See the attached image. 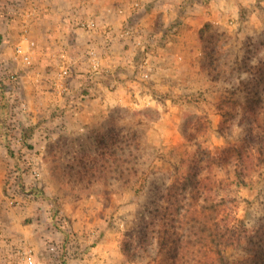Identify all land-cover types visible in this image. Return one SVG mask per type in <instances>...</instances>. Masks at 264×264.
Segmentation results:
<instances>
[{
  "label": "rangeland",
  "instance_id": "rangeland-1",
  "mask_svg": "<svg viewBox=\"0 0 264 264\" xmlns=\"http://www.w3.org/2000/svg\"><path fill=\"white\" fill-rule=\"evenodd\" d=\"M29 1L0 0V209L8 215L3 223L35 228V242L44 244L46 252L22 245L33 249L35 264L39 257L44 264H167L159 240L163 189L170 184L177 188V200L190 210L203 205V199H208L206 206L221 202L218 213L243 221L250 234L264 228V159L258 166L253 151L243 147L264 139L259 131L249 130L240 106L226 122L217 113L232 91L244 101L240 80L257 85L255 75L241 69V61L250 58L254 67L264 59V0L58 3L94 4L95 36L102 39L94 47L100 61L95 72L78 71L73 54L65 61L57 56V39L42 41L44 33L34 32L30 18L29 32L23 34ZM132 2L139 3L137 10L126 9ZM166 2L182 4L179 19L167 21L168 15L155 7ZM210 4L219 14L214 23L204 20ZM123 7L124 13L118 14ZM44 8L43 14L49 15L44 18L53 19L56 10L47 4ZM77 14L75 24L85 19ZM125 22L139 36L118 39ZM105 30L113 41L106 43ZM60 31L54 23L51 36ZM177 31L187 42L176 41V48L189 55L196 70L203 66L198 56L205 55L206 37L212 33L218 38V82L207 78L202 68L189 74L186 84L156 72L168 65L158 59ZM70 32L66 45L72 49ZM25 39L33 42L29 64L12 58L18 45L25 49ZM72 50L78 52L76 46ZM146 59L154 64L152 71L142 67ZM137 95L142 104L128 102ZM112 133L132 138L131 147H137L130 182L115 181L107 171H90L97 141ZM186 176L202 181L204 188L179 191L177 185ZM11 199L19 206H9Z\"/></svg>",
  "mask_w": 264,
  "mask_h": 264
},
{
  "label": "trees",
  "instance_id": "trees-1",
  "mask_svg": "<svg viewBox=\"0 0 264 264\" xmlns=\"http://www.w3.org/2000/svg\"><path fill=\"white\" fill-rule=\"evenodd\" d=\"M205 29H209L208 25ZM206 41L203 59L208 76L212 77L213 82H218L221 75L216 49L218 38L210 33ZM248 59L241 61L243 66L241 69H249L255 75L254 83L257 85L240 80L239 85L245 86L242 90L245 94L244 101L239 102L232 91L223 99L221 106L217 107V113L226 122L235 117L234 111L240 106L241 117L249 130L259 131L261 138L264 139V59H258L254 67L249 66ZM237 91L241 92V89ZM111 135V138L109 136L97 141L93 149V158L87 156L90 158L89 164L92 165L90 171L94 172L96 169L107 171L114 175L112 179L115 181L130 182V176L136 173L133 151H138L137 147H131L129 141H132V138L124 136L119 139V134ZM246 146L253 151L257 159L256 164L258 166L263 164L264 141L258 139L251 141L250 144L246 142L243 147ZM7 151L10 153L8 147ZM241 157L240 152L236 151L237 161H240ZM128 158L132 159V163ZM97 162L100 164L97 165ZM81 168L84 171L85 168L83 166ZM234 173L240 176L242 172L236 170ZM201 182L186 176L183 183L177 185L178 190L186 192L188 187H192L193 190L202 189L204 186ZM141 188L140 184L135 192L138 193ZM176 191L174 184H170L163 189L162 197L165 206L160 214L163 232L159 240L161 247L159 249L164 250L163 256L167 264H264V228L250 234L243 221L236 218L231 220L227 215L218 213L221 211V202H210V205L206 206L204 204L208 199H203V205L197 204L196 210H190L183 200H177ZM154 213H157V210Z\"/></svg>",
  "mask_w": 264,
  "mask_h": 264
},
{
  "label": "crops",
  "instance_id": "crops-1",
  "mask_svg": "<svg viewBox=\"0 0 264 264\" xmlns=\"http://www.w3.org/2000/svg\"><path fill=\"white\" fill-rule=\"evenodd\" d=\"M63 1L67 2L66 0H30V5L28 7L29 9L27 14H29L30 16L34 15L33 18L30 17V26L32 27L34 32L41 31L44 33L45 38L42 39V41L47 42V37L48 39H50L47 44L51 43L53 37L57 39V56L61 57L65 61L67 58H70L71 54H73L71 56L73 58V65L78 71L90 70L91 65L88 61L89 57L86 55V50L90 47H96L97 44L101 45L102 39H99L94 34H91L79 28L77 24L74 23V20L75 18H77L78 12L81 13L80 15L82 16L85 15V17H93L94 14L91 12V8L94 7V4L89 5L87 4V2L85 5L82 4L81 6L79 4L78 6L75 4H58ZM44 4H47L50 7L51 11L52 9L56 10V14L53 19L44 18L45 16H49L48 14H43V11L46 10V8H44ZM181 5L182 4H171L170 2H166V4H155V7H161L160 11H163L166 15H168V17H166L168 21L174 19V17H178L176 13L179 11V9H181ZM222 6V4H219V8H222ZM210 7L211 9L208 8L209 13L204 15V20L214 23L218 21L217 16L219 14L215 12L217 11V9L214 11L213 7H215V5L210 4ZM184 21H186L185 18ZM54 23L55 27L57 26V24L60 26L61 31L59 33L57 32L56 34H54V36H51V29L53 28ZM114 23L115 22L112 20L113 25ZM46 29H48L49 31L47 32ZM69 31H71L70 33H72L70 43L74 44L72 45V49L76 46L78 52H74V50H72L68 45H66L69 41L67 38L69 35ZM171 36V40H169V42L167 43V45L169 46L163 49L162 57L158 59V62H167L168 65H161L160 69L155 71L160 75L161 73H165L166 77L170 79L176 78L177 80L185 84L188 82L187 79L189 78V74H194L193 72H199L200 68L204 69V71H206L207 73V66L204 62L202 52L198 57L201 58L203 66H199L198 70H196L191 65V59L189 58V55H187L185 52L182 53L176 48V41H181L182 43L187 42L186 38H184V34L182 35V32L177 31L176 35L173 33V35L171 34ZM44 51L45 54H47V52H49V48L46 47ZM106 61L108 62L109 59L106 58L104 60V63H106ZM152 65L154 64H151V62L149 61L147 64H143L142 67L146 71H152ZM208 77L209 76L207 74V78ZM128 102L134 105H138L137 102H140V104H142L144 100H142L141 97L137 95L134 100H130ZM7 216L8 215L4 214V211H1L0 209V264H15V252L17 248H19L20 246L22 247V245H33L37 253H40L41 249L46 252L44 244L42 245L39 242V245L37 243L38 241L35 242L37 236L34 235L35 228L33 226L24 227L17 225L14 226L7 222L3 223V219L6 220ZM44 263L45 262L40 260L39 257L38 264Z\"/></svg>",
  "mask_w": 264,
  "mask_h": 264
},
{
  "label": "built area",
  "instance_id": "built-area-1",
  "mask_svg": "<svg viewBox=\"0 0 264 264\" xmlns=\"http://www.w3.org/2000/svg\"><path fill=\"white\" fill-rule=\"evenodd\" d=\"M139 8V3L138 2H132L128 4L126 9L129 10H137ZM125 11V7L118 9V14H123ZM30 18L29 14H26L24 19L22 20L23 22V34H26L29 32V24L27 23L28 19ZM77 26L91 34H96L98 31V25L93 20L91 17H85V19L80 20L77 23ZM109 33H106V30L104 31L105 35V41L106 43H109L113 41V38L111 36H108ZM132 34H137L136 36H139L138 30L135 27H130L127 25L125 22L124 26L119 30L118 36H116L118 39L121 40H126L131 38ZM26 47L25 49L21 46L18 45L13 54V61L15 62H20L23 64H29L30 63V47L33 45V42H29L28 40L25 39ZM86 55L89 57L88 61L91 65V70L93 72L98 71L100 69V61L96 56L95 48L90 47L87 48L86 50ZM148 60H144L143 64H147ZM67 70H63V74H66ZM8 205L11 207H17L19 206V203L15 201L14 199H11L8 201ZM54 249L52 247L49 248V251H53ZM15 264H35V254L33 252V249L30 247H19L17 248L15 252Z\"/></svg>",
  "mask_w": 264,
  "mask_h": 264
}]
</instances>
